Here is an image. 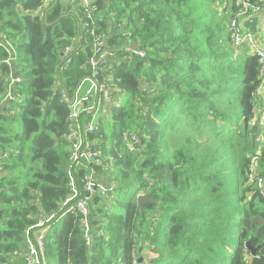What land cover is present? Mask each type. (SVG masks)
<instances>
[{
  "label": "trees",
  "instance_id": "16d2710c",
  "mask_svg": "<svg viewBox=\"0 0 264 264\" xmlns=\"http://www.w3.org/2000/svg\"><path fill=\"white\" fill-rule=\"evenodd\" d=\"M95 4L99 32L105 36L110 21L117 32L105 36L111 57L100 80L112 100H124L93 131L95 99L83 103L81 151L87 143L102 159L87 164L72 160L68 118L91 79L92 45L78 0H0V100L12 77L21 80L14 95L22 98L0 108V150L8 153L0 174V264H25L38 217L51 214L46 264H264V191L248 169L263 151L264 110L255 99L263 64L250 48L233 47L227 32L233 19L254 32L257 15L237 17L235 0ZM90 171L115 188L90 201L85 233L84 217L67 212L76 199L64 202L71 179L77 200L84 197ZM145 194L154 202L141 211Z\"/></svg>",
  "mask_w": 264,
  "mask_h": 264
},
{
  "label": "built area",
  "instance_id": "2783aa9c",
  "mask_svg": "<svg viewBox=\"0 0 264 264\" xmlns=\"http://www.w3.org/2000/svg\"><path fill=\"white\" fill-rule=\"evenodd\" d=\"M69 3H74L75 0H68ZM78 3L82 9L83 21L81 23V28L91 39L92 53L88 58V66L91 72V79L88 80V86L84 93V97L78 98L75 97L71 102V112L69 114V120L73 123V129L70 134V139L72 142L71 148V157L73 161H83L85 163L94 162L95 164H101V153L97 149H92L90 145L85 143V149L81 151L82 139L78 133L79 125V114L84 111L83 103L95 99L93 105L89 109L90 112L93 110V121L88 124L87 129L93 131L94 124V115L95 112L99 109H102L103 112L106 110L107 105L111 102V91L108 88V85L101 81L104 71L107 67L108 58L111 57L110 53L106 49V40L103 33L99 32L96 18L98 13V7L95 4V0H78ZM264 5V0H256L255 4H251L243 0H235V6L238 11L237 17L250 18L252 15H258L262 11ZM227 32L229 34V40L235 48H242L244 46L250 48L253 55L257 56L262 62V72L264 73V48H262L255 39V36L252 32L245 30L240 24H238L236 19H233L228 25ZM4 38V37H3ZM0 47L5 48V46L0 42ZM71 51V47H67L64 51L65 54H68ZM130 53L132 51L127 49ZM140 57H143L144 54L138 52L136 53ZM14 57H10L4 60V63L11 65ZM21 80L19 78L12 77L9 87L10 90L7 91L6 96L0 100V108L7 103H16L21 104L22 98L14 95V87L16 84H19ZM63 97H65L63 95ZM259 108V107H258ZM260 109V108H259ZM264 115V111L262 112ZM75 127V129H74ZM132 140L136 143L138 142L136 136L132 135ZM263 151L259 155L252 156L249 161V177L251 180L256 181L257 187L263 189L264 177H259L254 175V169L256 164L260 161V158L264 159V138L262 139ZM8 157L6 151L0 150V174L2 173V162L5 161ZM95 174L93 171L87 172L84 176L83 192L84 197L77 200L79 195L78 188L73 179H71V191L72 194L64 202V205H68L71 201L75 200L72 204L68 205L67 212L76 211L84 217V227H86L85 233L89 231L88 224V204L90 201L96 197L106 198L110 191H113L115 188L114 184L102 185L95 180ZM259 177V178H258ZM54 219V215L49 216H39L34 231L35 233V243H32L27 239L26 250L24 254L25 264H46L45 258V241L47 233L49 231L48 223ZM31 229V228H30ZM32 235L31 233H26L27 238ZM89 240L87 245L89 246Z\"/></svg>",
  "mask_w": 264,
  "mask_h": 264
},
{
  "label": "crops",
  "instance_id": "0c3cea01",
  "mask_svg": "<svg viewBox=\"0 0 264 264\" xmlns=\"http://www.w3.org/2000/svg\"><path fill=\"white\" fill-rule=\"evenodd\" d=\"M262 15L259 14L257 16H254L255 18V31L254 33H257L260 31V37L264 38V9L262 11ZM247 20H242V24L246 23ZM117 34L116 30H115V26L112 23V21H110V23L107 24V32L105 34L106 38H111V36H115ZM255 36V35H254ZM255 38L257 39V36H255ZM263 43V42H261ZM130 47V46H129ZM263 47V46H262ZM130 49H132V52H136L135 49L133 47H131ZM262 99L264 101V96L262 95ZM260 110L263 111L264 107L259 105ZM260 115V126L261 128L264 130V115L263 114H259ZM254 175L255 176H263L264 175V162H258L255 166L254 169ZM264 177V176H263ZM263 191H264V182H263ZM88 224H89V218H88ZM90 232V230H89Z\"/></svg>",
  "mask_w": 264,
  "mask_h": 264
},
{
  "label": "rangeland",
  "instance_id": "374dc122",
  "mask_svg": "<svg viewBox=\"0 0 264 264\" xmlns=\"http://www.w3.org/2000/svg\"><path fill=\"white\" fill-rule=\"evenodd\" d=\"M263 9H264V6H263ZM262 13L263 12H261L260 14L262 15ZM255 36H257V39H256V42L262 47V48H264V38L263 37H260V31L259 32H257V33H254V32H252ZM261 42H263V43H261ZM262 95L264 96V86L263 87H261L260 89H259V91L257 92V96H256V101L258 102V105H261V106H263V104H264V101H263V99H262ZM124 100V96H119V97H117L116 99H113V100H111V102L109 103V105L106 107V110L103 112V110L102 109H99L98 111H96L95 112V115H94V121H96V122H104V121H106L107 119H108V113H109V108H110V106H112V105H114V104H116L118 101H123ZM85 121V120H84ZM261 127V126H260ZM262 129V128H261ZM262 131H264L263 129H262ZM264 138V133H263V135H262V139ZM102 176H98L97 178H98V180L99 181H97L98 183H100V184H102V185H105V181H103L102 180V178H101ZM112 191H110L109 192V195H110V193H111ZM147 253V252H146Z\"/></svg>",
  "mask_w": 264,
  "mask_h": 264
},
{
  "label": "water",
  "instance_id": "95a60500",
  "mask_svg": "<svg viewBox=\"0 0 264 264\" xmlns=\"http://www.w3.org/2000/svg\"><path fill=\"white\" fill-rule=\"evenodd\" d=\"M46 12H45V14H46ZM41 14H42L41 11L37 12V15H41ZM246 121H247V118L244 119V122H246ZM74 129H75V127H74ZM138 202H139L140 210L143 211V205L146 204V203H149V202H154V199L151 198L148 194H145V195H140L138 197ZM245 247L250 252L252 257H255L257 255V249L252 248L250 246V242L249 241L246 243ZM140 261H141V258L138 260V262H140Z\"/></svg>",
  "mask_w": 264,
  "mask_h": 264
},
{
  "label": "bare ground",
  "instance_id": "6f19581e",
  "mask_svg": "<svg viewBox=\"0 0 264 264\" xmlns=\"http://www.w3.org/2000/svg\"><path fill=\"white\" fill-rule=\"evenodd\" d=\"M141 53L144 54L143 52H141ZM144 56H145V54H144ZM144 56H143V57H144Z\"/></svg>",
  "mask_w": 264,
  "mask_h": 264
},
{
  "label": "clouds",
  "instance_id": "9594fccd",
  "mask_svg": "<svg viewBox=\"0 0 264 264\" xmlns=\"http://www.w3.org/2000/svg\"><path fill=\"white\" fill-rule=\"evenodd\" d=\"M259 107V106H258Z\"/></svg>",
  "mask_w": 264,
  "mask_h": 264
}]
</instances>
